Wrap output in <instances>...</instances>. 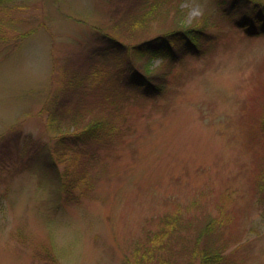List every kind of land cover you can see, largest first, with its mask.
<instances>
[{
    "label": "rangeland",
    "instance_id": "rangeland-1",
    "mask_svg": "<svg viewBox=\"0 0 264 264\" xmlns=\"http://www.w3.org/2000/svg\"><path fill=\"white\" fill-rule=\"evenodd\" d=\"M240 17L215 0H0V264H199L198 227L221 236L226 264H264V32ZM204 26V51L125 110L126 134L90 166L79 201L59 196L65 165L51 152L83 127L63 118L77 88L66 75L89 71L102 33L132 45ZM150 61L152 75L172 68Z\"/></svg>",
    "mask_w": 264,
    "mask_h": 264
},
{
    "label": "trees",
    "instance_id": "trees-1",
    "mask_svg": "<svg viewBox=\"0 0 264 264\" xmlns=\"http://www.w3.org/2000/svg\"><path fill=\"white\" fill-rule=\"evenodd\" d=\"M145 1L156 3L157 0ZM215 1L220 11L226 16L231 18L241 16L240 20L236 19V21L247 34L257 35L264 32V0ZM205 28V26L195 28L196 32H193L192 29L181 28L179 31H175L176 28L132 45L113 35L102 33L103 46L94 48L91 55L88 56L92 63L89 71H84V73L75 69L77 78L65 72L67 74L66 82L69 80L70 87L77 83V88L69 94L70 98L68 96L64 99V102L70 100L72 105L67 107L63 118L69 117L72 119V124H83V127L81 132L63 136L64 138L60 142L62 147L56 145L51 152L54 164L65 165L60 176L59 196L64 197L70 203L79 201L80 195L77 188L80 182L87 178L90 166L97 163L100 154L105 149L113 147L116 141L126 134L127 130L125 131L123 127L125 110L131 103L139 102L140 96L164 91L168 87L169 75L173 68L186 53L197 54L204 51L203 43L210 39ZM176 40L183 45L184 52L174 50L173 44ZM125 50H131L137 59L144 63L139 65L131 60L124 63L121 53ZM110 58H113L115 63L112 68L106 67ZM146 58L149 59V62L145 61ZM153 59L168 60L172 63V68L167 73L152 75L150 66L152 61L150 60ZM78 72H81L82 75L80 76ZM57 109L60 108L57 107ZM50 116L51 123L59 122L58 116L56 119L53 117L55 112H52ZM262 124L264 128V115ZM20 140L21 138H19ZM261 186L264 190V180ZM180 218H182L180 214H175L169 219L167 224H170V229L175 232L178 230L175 221ZM190 228L188 227V232H190ZM207 231H209L208 228L203 230L198 227L195 229V236L192 237L191 234L193 243L191 253L197 258L199 264H226L225 257L227 256L224 253L226 245L221 243L218 245L216 242V238L221 236L215 234L216 232L208 233ZM172 234L173 231L169 233V236ZM209 235L217 236L214 245L204 244V238Z\"/></svg>",
    "mask_w": 264,
    "mask_h": 264
}]
</instances>
